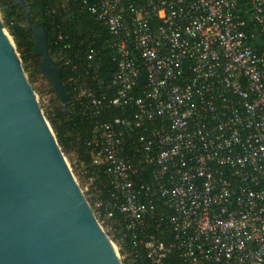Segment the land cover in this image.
Segmentation results:
<instances>
[{
  "label": "built area",
  "instance_id": "obj_1",
  "mask_svg": "<svg viewBox=\"0 0 264 264\" xmlns=\"http://www.w3.org/2000/svg\"><path fill=\"white\" fill-rule=\"evenodd\" d=\"M84 3L112 36L117 94L107 105L89 87L76 91L97 116L106 106L131 111L97 125L94 164L107 166L113 207L126 216L138 256L147 264H168L174 252L180 264H264V49L252 42L264 45V0ZM95 56L90 49L88 60ZM133 128L139 162L123 154ZM146 173L153 184L142 183ZM156 216L173 235L168 244L148 232ZM113 217L110 208L101 224Z\"/></svg>",
  "mask_w": 264,
  "mask_h": 264
},
{
  "label": "water",
  "instance_id": "obj_2",
  "mask_svg": "<svg viewBox=\"0 0 264 264\" xmlns=\"http://www.w3.org/2000/svg\"><path fill=\"white\" fill-rule=\"evenodd\" d=\"M23 9L42 76L62 109L74 102L45 22ZM0 264H124L72 172L0 15Z\"/></svg>",
  "mask_w": 264,
  "mask_h": 264
},
{
  "label": "trees",
  "instance_id": "obj_3",
  "mask_svg": "<svg viewBox=\"0 0 264 264\" xmlns=\"http://www.w3.org/2000/svg\"><path fill=\"white\" fill-rule=\"evenodd\" d=\"M25 2L33 10L31 15L33 23H46L50 54L62 69L67 90L74 96V102L68 106L67 113L62 109L60 99L42 76L40 58L33 52L35 38L26 24L22 7L16 0H0V15L17 46L34 89L37 92L35 85L42 83L46 95H49V108L45 116L64 155L75 162L76 176L82 182L90 184L85 195L98 219L101 220L105 213L113 208L114 217L104 227L110 236L114 235L112 240L119 246L124 264H147V261L138 256V249L133 245L131 234L124 231L126 216L113 207L115 200H119L112 198L114 190L106 164H94V158L99 151L95 145L97 125L129 116L131 111L106 106L102 109V115L97 116L87 100L84 97L80 98L76 91L80 86L89 87L96 91L98 96H107V105L108 100L117 94V88L113 85L117 63L111 48L112 36L108 28L88 11L84 0H25ZM248 30L252 31L253 28L250 26ZM252 42L260 50L264 49L259 39ZM68 45L70 48L67 49ZM90 49L96 53L94 62L87 58ZM65 56L72 58L71 66L62 61ZM74 66L76 70H72ZM146 83L147 78L142 75L135 87L136 95L142 96ZM138 137V130L131 129L123 147V154L129 155L134 162H139V157L135 154ZM141 180L142 183L153 184L149 173L142 176ZM154 199L157 212H160L164 207L159 198ZM148 232L155 234L167 244L173 240L169 227L166 223L160 222L159 216L149 221ZM167 263L180 264L179 254L177 252L171 254Z\"/></svg>",
  "mask_w": 264,
  "mask_h": 264
},
{
  "label": "rangeland",
  "instance_id": "obj_4",
  "mask_svg": "<svg viewBox=\"0 0 264 264\" xmlns=\"http://www.w3.org/2000/svg\"><path fill=\"white\" fill-rule=\"evenodd\" d=\"M2 17V16H1ZM3 19V18H2ZM4 21V20H3ZM4 25H5V23H4ZM6 32L10 35V33L8 32V30L6 29ZM11 36V35H10ZM12 37V36H11ZM35 88L37 89V95H38V99H39V102H40V105H41V107H42V109H43V111H44V114L46 113V111L48 110V108H49V95H46V93H45V91H44V85L42 84V83H37V85H35ZM36 91V90H35ZM66 157V160H67V162H68V164H69V166H70V168H71V170H72V172L74 173V175H75V177H76V179L78 180V182H79V184H80V186L82 187V189H83V191H84V193H86L88 190H89V188H90V184L88 183V184H86L85 182H82L81 180H79L78 179V176H76V168H75V162L73 161V160H71L70 159V157H68V156H65ZM85 183V184H84ZM88 199V198H87ZM101 221V223H103L102 222V220H100ZM106 229V228H105ZM109 231V230H108ZM108 233V232H107ZM110 236V235H109ZM110 238L112 239V238H114V235H112L111 234V236H110ZM115 244H116V242H114ZM116 246L118 247V249H119V246L116 244ZM119 252H120V249H119ZM121 257H122V255H121ZM122 260H123V258H122Z\"/></svg>",
  "mask_w": 264,
  "mask_h": 264
}]
</instances>
